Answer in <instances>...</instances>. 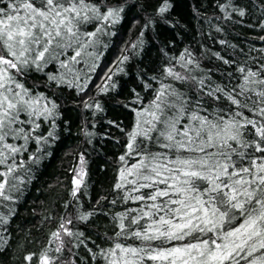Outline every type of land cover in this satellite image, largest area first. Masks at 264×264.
<instances>
[{"label": "snow or ice", "instance_id": "snow-or-ice-1", "mask_svg": "<svg viewBox=\"0 0 264 264\" xmlns=\"http://www.w3.org/2000/svg\"><path fill=\"white\" fill-rule=\"evenodd\" d=\"M216 8L215 24L195 6L193 12L197 22L224 35L200 33L220 50L201 44L199 55L185 47L172 56L161 48L163 60L153 74L141 70L138 77L150 96L146 100L132 88L125 101L113 95L119 94L114 77L126 75L124 66L141 54L143 30L136 42L118 49L95 82L123 5L0 0V208L9 209L7 215L0 211V251L11 239L4 233L16 215L5 202L22 193L21 171L31 175L24 154L37 164L50 154L56 129L67 124L57 100L69 89L73 104L93 116L105 111L102 98L132 113L128 129L122 121H107L126 141L114 195L83 210L80 196L88 186L81 153L71 170L66 215L39 253L23 256L24 264H33L34 257L36 264H264V47L227 38L230 25L264 32V0H216ZM173 9L172 0H159L155 14L164 19ZM256 12L259 22L247 23ZM154 23L148 18L142 29ZM257 39L264 41V35ZM45 124L48 131L42 132ZM81 131L91 143L95 133L87 125ZM31 144L37 145L34 152ZM118 204L121 211H105ZM70 205L74 216L67 212ZM97 216L112 222L113 235L102 234L104 246L77 227L95 223Z\"/></svg>", "mask_w": 264, "mask_h": 264}, {"label": "trees", "instance_id": "trees-1", "mask_svg": "<svg viewBox=\"0 0 264 264\" xmlns=\"http://www.w3.org/2000/svg\"><path fill=\"white\" fill-rule=\"evenodd\" d=\"M244 2L247 3L248 0H244ZM109 3L124 6L123 19L112 28L116 35L105 41L109 43V49L101 61L95 82H100V76L114 61L118 49L136 42L142 30V40L144 41L143 47L140 49L141 54L133 56L124 66L127 74L114 77L119 85L117 89L119 94L113 93L116 100L126 101V98L131 95L130 89L132 88L140 91L147 100L150 93L146 94L142 90L138 77L143 75L141 70L147 71L149 76L153 74V69L163 60L161 48H164L172 56H178L185 47H191L199 55L201 44L211 47L213 51L220 50L218 44L210 40L207 35L201 37L200 33L201 31L205 33L212 31L213 37L217 39L224 38V35L213 31L211 25L205 24L203 20L197 22V17L193 12V6H195L202 15L213 18L214 24L218 23L214 19L220 15L216 8V0H172L174 9L164 19L155 14L159 0H109ZM257 16L258 12L253 13L247 19V23L257 24L259 22L256 19ZM148 18L155 21L154 26L142 29ZM166 21H170V23ZM177 21H179V25L176 23ZM229 28L231 30L228 32L227 38L233 43H239L246 38V43L249 45H255L257 48L264 47V41L257 39L264 35V32L259 29L231 25ZM129 54L131 55V53ZM204 64L206 67L213 66L207 61ZM145 79L147 78L145 77ZM94 94L95 90L92 89L89 95ZM57 95L60 93L58 92ZM73 96L74 93L71 90L64 89L62 97L57 100V103L62 105L63 119L67 121V124H60L56 129L57 137L47 147V153L50 154L42 155L38 164L28 160V153L24 154L23 159L31 168V175L21 171L25 179L22 193L14 194L18 195L17 200L5 202L9 208L15 211L16 215L8 225V232L4 233V235L11 233V239L4 250L0 251V264H24L23 256L25 254L39 253L47 243L48 233L54 231L59 218L66 215L63 205L72 199L70 192L73 187L74 173L71 170L77 168L81 153L84 154L86 160L85 182L88 186L86 193L80 196L83 210H88L95 205L101 196L113 198L114 194L111 189L116 182L117 170L120 166L118 157L124 153L126 141L124 135L116 128L111 127L107 121H122L121 127L128 129L132 123V113L124 108L116 107L115 101L102 98L105 111L93 116L88 110H82L73 104ZM84 125H87V128L95 133V136L91 138V143L81 131ZM41 131H48L46 124ZM36 148L37 145L31 144L29 151L34 152ZM8 210V208H0V211H3L5 215L8 214ZM121 210L122 206L119 204L115 208L107 205L105 207V211L110 213ZM67 212L75 215L71 205ZM48 216L53 219H45ZM77 227L101 246H104L102 244L103 233H107L108 236L113 235L110 216H97L95 223H90L87 227L79 224ZM89 246L91 245L89 244ZM79 252L81 256L87 255L83 248L79 249ZM33 264H36L35 257Z\"/></svg>", "mask_w": 264, "mask_h": 264}]
</instances>
